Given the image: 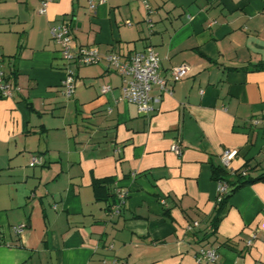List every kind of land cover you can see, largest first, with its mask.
Returning a JSON list of instances; mask_svg holds the SVG:
<instances>
[{
  "label": "crops",
  "instance_id": "1",
  "mask_svg": "<svg viewBox=\"0 0 264 264\" xmlns=\"http://www.w3.org/2000/svg\"><path fill=\"white\" fill-rule=\"evenodd\" d=\"M41 2L0 0V81L12 86L0 99V264H264V181L237 190L209 234L222 153L238 150L229 169L264 167V0H54L40 13ZM62 23L75 49L102 57L72 66L70 98L50 33ZM148 46L162 75L190 73L155 86L143 114L118 100L123 78L105 55ZM106 177L111 196L99 200L93 182ZM117 188L128 196L111 216ZM202 247L218 259L199 262Z\"/></svg>",
  "mask_w": 264,
  "mask_h": 264
},
{
  "label": "built area",
  "instance_id": "2",
  "mask_svg": "<svg viewBox=\"0 0 264 264\" xmlns=\"http://www.w3.org/2000/svg\"><path fill=\"white\" fill-rule=\"evenodd\" d=\"M54 0H42L40 13H45L51 2ZM147 9H150V5L147 0H143ZM107 0H89V6L91 9H95L98 4L106 3ZM128 25H131V21H127ZM52 39L60 46V55L65 60V73L66 76L62 81L64 88V94L67 98H70L76 88V74L73 65H90L99 62L101 60V54L97 49L80 47L75 49L72 45L71 26L69 24H56L50 28ZM105 59L108 65L115 68L116 71L123 78L122 94L119 97V101H128L134 103L138 110L143 114H150L154 110L152 91L155 86L159 87L161 91H170L171 85L175 82H179L186 78L190 73V66L187 64H181L173 66L167 75H162L160 72V57L158 52L152 47L148 46L143 50L136 51L128 59H122L116 53H109L105 55ZM110 85H104L102 92L105 93L110 90ZM0 92L3 96L12 95V86L5 84L2 79L0 81ZM171 149L177 154H181L182 150L178 144L172 145ZM238 154L237 149H227L221 155V161L224 166L230 168L231 162ZM43 163L41 156H33L29 165L35 166ZM226 190L224 183H219L218 196L222 195ZM117 200L113 205L110 215L119 214L122 211L125 200L128 196V190L124 188H117L116 190ZM199 222L195 221L192 225H189L190 229L198 226ZM25 225H20L16 228L18 232L24 229ZM253 238L255 237L252 234ZM251 240L248 241V245L251 244ZM196 259L201 263L215 261L219 257V253L216 248L202 247L195 255ZM101 264H125L119 259H113L111 262L103 260Z\"/></svg>",
  "mask_w": 264,
  "mask_h": 264
},
{
  "label": "trees",
  "instance_id": "3",
  "mask_svg": "<svg viewBox=\"0 0 264 264\" xmlns=\"http://www.w3.org/2000/svg\"><path fill=\"white\" fill-rule=\"evenodd\" d=\"M256 66L260 69H264V62L258 63ZM2 81H4L5 84L9 81V77L5 76L4 73L2 75ZM3 97L4 96L0 92V99ZM248 165L249 164L247 163L244 167L234 170L229 169L224 165H218L213 168V177L218 183H224L226 185V190L222 195L218 196L215 212L210 222L209 234H215L217 232L218 224L227 212L229 200L237 190L245 185L264 181V167H260V165H253L250 167ZM112 181H114L112 177H106L93 182V188L97 199L109 200L111 194L109 193L108 185H110L109 183ZM112 196L116 197L117 194L115 193ZM115 203L116 198L113 202L108 204L107 210L109 213Z\"/></svg>",
  "mask_w": 264,
  "mask_h": 264
},
{
  "label": "rangeland",
  "instance_id": "4",
  "mask_svg": "<svg viewBox=\"0 0 264 264\" xmlns=\"http://www.w3.org/2000/svg\"><path fill=\"white\" fill-rule=\"evenodd\" d=\"M62 104H64V103H62V102H60V103H57V107H56V112H58V111H60L61 109H64V107H62ZM72 110H70V114H69V116L71 117L72 116ZM64 113V112H63ZM56 114H59V113H56Z\"/></svg>",
  "mask_w": 264,
  "mask_h": 264
}]
</instances>
